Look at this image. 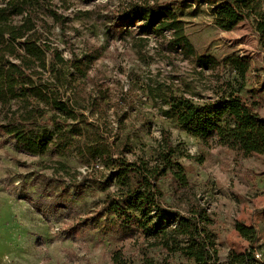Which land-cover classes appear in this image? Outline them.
<instances>
[{"label":"trees","instance_id":"16d2710c","mask_svg":"<svg viewBox=\"0 0 264 264\" xmlns=\"http://www.w3.org/2000/svg\"><path fill=\"white\" fill-rule=\"evenodd\" d=\"M60 1L59 6L55 0H0V138H12L17 152L50 156L52 162L40 166L52 169L61 179L76 182L80 172L56 157L73 155L87 166L95 162L84 177L104 185V191L109 186L116 188L106 192L101 211L108 216L109 230L122 241L143 239V264H174L171 257L175 255L184 260L178 264H264V251L259 256L254 247L224 259L219 256L216 217L208 205L194 197L193 184L179 161L182 156L201 159L181 153L169 131L162 130L155 145L147 147L150 156L142 152V156L129 157L135 153L131 135H123L125 121L111 120L107 97L100 89L98 96L84 94L91 81V66L103 49L91 46L81 56L73 53L72 58H66L53 41L54 28L65 31L70 22ZM63 5L66 11L70 7L66 2ZM121 5L123 10L109 21L107 32L112 39H132L143 59L146 36H152L161 41L169 57L179 55L202 71L220 67L216 58L198 55L180 19L179 0ZM231 5L249 22L264 53V0H231ZM136 26L138 31L133 29ZM224 64L232 77L218 83L216 100L196 103L175 93L172 83H158L148 87L149 92L165 107V118L198 139L205 149L226 148L236 162L264 156L259 91L246 88L251 62L230 56ZM92 173L97 176L92 178ZM164 180H169L172 195L187 202L185 211L166 202ZM152 249H160L159 259L148 254ZM112 260L128 264L120 250L112 254Z\"/></svg>","mask_w":264,"mask_h":264},{"label":"rangeland","instance_id":"374dc122","mask_svg":"<svg viewBox=\"0 0 264 264\" xmlns=\"http://www.w3.org/2000/svg\"><path fill=\"white\" fill-rule=\"evenodd\" d=\"M131 1L139 0H62V11L70 22L65 31L59 26L54 28L55 45L66 58H72L73 53L81 56L91 46L103 49L102 56L91 66V81L84 94L98 96L100 89L107 97L111 120L125 121L123 135H131L135 153L129 157L142 156V152L150 156L147 147L155 145L162 130L169 131L173 142L180 144L181 153L201 159L198 162L182 156L179 161L193 184L194 197L208 205L216 217L219 256L224 259L252 247L261 256L264 156L236 162L226 148L205 149L198 139L165 118V107L148 89L158 83H172L175 93L185 94L196 103L216 100L218 83L232 77L225 60L239 56L251 62L246 88L258 89L260 114L264 116V53L257 34L231 0H179L180 19L198 55L216 58L220 67L202 71L179 55L169 57L161 41L152 36H146L143 59L132 39H112L106 28L115 13L123 10L121 4ZM64 2L70 5L67 11ZM55 3L61 5L60 0ZM133 29L139 30L137 26ZM14 143L8 136L0 138V264H114L112 254L118 250L128 264H143V239L122 241L109 230L108 216L101 211L106 192L116 188L109 186L104 191V185L84 177L96 166L95 162L87 166L73 155L56 157L80 172L73 182L40 166L41 162L51 163L50 156L17 152ZM162 188L168 204L186 210L187 202L171 194L169 180L162 182ZM148 254L161 257L160 249L149 250ZM171 260L174 264L184 261L179 255Z\"/></svg>","mask_w":264,"mask_h":264},{"label":"crops","instance_id":"0c3cea01","mask_svg":"<svg viewBox=\"0 0 264 264\" xmlns=\"http://www.w3.org/2000/svg\"><path fill=\"white\" fill-rule=\"evenodd\" d=\"M227 150V149H226Z\"/></svg>","mask_w":264,"mask_h":264}]
</instances>
